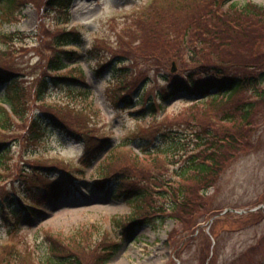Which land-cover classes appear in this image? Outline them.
<instances>
[{"label": "rangeland", "instance_id": "obj_1", "mask_svg": "<svg viewBox=\"0 0 264 264\" xmlns=\"http://www.w3.org/2000/svg\"><path fill=\"white\" fill-rule=\"evenodd\" d=\"M3 1L0 34L7 38L0 40V70L14 76L0 83V103L11 98L24 107L27 117L41 111L56 113L74 131L87 129L94 149L100 138L108 143L97 155V150H87L84 142L52 126L33 145H18L14 140L22 136L16 121L12 131L2 132L5 136L0 142H8L11 152L0 169V264H37L46 256L52 237L67 244L81 230L89 234L85 236L91 243L119 242L114 221L134 216L140 207L153 212L158 206L165 207L166 217H155L152 225L142 226L122 241L106 264H264V127L246 154L212 185H198L179 179L178 164L172 167L165 155L155 153L169 155L166 149L174 136L178 145L186 141L180 146H192L185 134L197 127L184 118H189L194 101L177 94L155 114L140 113L142 104L136 100L141 91L155 100L165 86L163 76L182 77L193 64L173 73V64L162 62L161 42L142 27V22L148 23V13L156 9L159 17L172 18L176 30L183 24L179 10L158 6L163 0H73L68 22L58 26L45 11V0H14L8 11ZM231 1L264 6V0ZM206 4L192 6L189 12L225 8L213 0ZM239 20L241 31L229 28L222 33L221 41L226 43L221 49L196 51L191 58L211 62L250 56L263 29L253 23V28L244 30L248 21L244 16ZM62 29L82 40L77 46L63 47L74 51L72 58L65 61L66 68L52 73L78 77L81 70L83 81L72 86L47 83L43 96L38 95L39 82L55 52L51 38ZM128 92L134 96V105H116L119 95ZM204 108L200 104L197 114L205 113ZM206 113L207 117L199 119L205 130L216 124V118ZM90 157L87 166L79 165ZM169 181L174 182V189L189 193L190 207L177 219L168 216L174 210L172 199H161L155 192L164 185L170 187ZM122 191L152 193L137 201L135 194L121 195ZM9 251L19 253L18 261Z\"/></svg>", "mask_w": 264, "mask_h": 264}, {"label": "trees", "instance_id": "obj_2", "mask_svg": "<svg viewBox=\"0 0 264 264\" xmlns=\"http://www.w3.org/2000/svg\"><path fill=\"white\" fill-rule=\"evenodd\" d=\"M72 1L45 0V11L51 15L54 22L60 23L58 26H64L68 22V8ZM13 2L14 0H4L2 6L8 11L12 8ZM206 2H209V0H163L158 6L170 7L173 10L177 8L180 12L183 24L176 30H174V21L171 17L167 19L162 16L159 17L157 15L159 12L156 9L155 12L152 10L148 13L151 14L148 16V23L142 22V27L144 32L146 30L152 37L161 42L158 50L163 52L162 62L164 65L175 63L176 70L174 73H177L181 66L187 67L188 63L193 64L189 66L190 68L188 67L189 69H186L187 72L185 70L184 73H181L182 77L175 76V74L163 76L165 86L159 90L155 100L149 99V95H144V91H141L142 94L138 98L136 97V101L142 104L140 113L145 114H155L157 109H162L163 105L177 94H184L191 101H194V104L190 107V110L194 109V113L189 110L187 114L189 118H184L185 123H193L197 127L189 135L185 134V138L188 142H192V146H180L184 145L186 141L184 144L178 145L173 141L177 140L176 136H174L173 140L171 139L170 141L171 145L166 149L169 155L159 151L155 153L165 155L164 159L172 167L178 164L176 174L180 177L179 179L198 185H212L229 165L246 154L250 142L257 131L264 127V6L251 2L238 5L231 0H213L214 5L220 8L225 7L224 10L220 9L218 12L206 11L203 14H195L192 10L189 12L190 7L205 5ZM206 6L212 7V5L207 4ZM171 14L172 11L170 12ZM243 16L248 22L246 27L242 29L253 28V23L260 25L263 29L262 32H258L260 41L251 50L253 58L250 55L244 57L243 59L245 60H237L231 56V58L224 57L218 61L211 62H204L203 58H199V60L191 58L196 51L198 53L204 51L205 53L211 49H221L226 43V41H221L222 33L229 28L241 29L239 17L243 18ZM145 27L147 28L145 29ZM158 35H161L159 39ZM4 38L7 37L0 34V40ZM81 40L79 35L71 30L62 29L53 35L51 42L55 46V52L46 68L50 76L44 73L41 77L37 90L38 95L43 96L42 92L47 83L64 82L68 86L82 83L83 74L81 70L77 71L78 77L52 73L66 68L65 61L72 58L74 51L64 50L62 47L67 44L77 46L81 43ZM187 55L190 56L185 60ZM12 76H14L12 73L0 70V83H4ZM129 94L131 93L120 94L116 105L123 104L126 107L134 105V96ZM8 101L12 106L14 119L8 116L3 109H0V137H2L0 140H3L5 136L2 132L14 129L11 124L16 121L17 126L22 131L21 138L17 139L16 137L14 139L18 141V145H33L43 139L47 128L52 126L69 137L71 136L77 141L84 142L87 150L95 148L91 147L87 129L78 133L69 124H63L56 116L58 114L49 111H41V114L27 117L23 110L24 107L12 103L11 98ZM200 104H204L205 107V113L202 115L197 114ZM206 112H210L209 114L216 118V124L212 128L205 130L200 128L203 123L199 119L207 117ZM195 116H198V118L196 119ZM106 143H108V139L102 140L100 138L98 140V147L94 149V151L97 150V155L107 147ZM171 151L173 154H171ZM10 152V144L8 142H0V169L7 162ZM151 153H154V151H151ZM181 158L183 159L182 162H180ZM91 159L93 157L83 161V163H79V165L81 167L87 166ZM135 159L138 160L137 157ZM169 182L170 187L164 185L159 187L158 191L155 190V192L161 199H172L171 207L174 210L168 216L177 219L182 216L181 213L183 211H187L190 207L187 197L189 193L174 189V185H172L174 182ZM100 186L103 188V183ZM110 189V191L113 190L114 192L113 188ZM99 191H102V189ZM194 192L197 193L195 189ZM127 193L133 192L122 191L121 195H126ZM151 193L141 191L133 194H135L137 201H142L144 197L151 195ZM124 198L128 200L129 197ZM132 201H134V198ZM164 208L158 206V210L152 209L153 213L147 212L143 207H140L134 216L114 221L112 225H114L115 232L119 231L121 236L119 242L110 240L108 244L101 241H92L91 243L89 237L85 236L86 234L89 236V234H84L83 230L72 235L67 244H65L64 240L60 241L58 238L52 237L46 256L37 264H105L119 250L122 241L131 238L142 226L152 225V220L155 217H166ZM163 222L162 220L161 224ZM104 240L106 241V239ZM8 253V255H15L14 258L18 261V252L9 251Z\"/></svg>", "mask_w": 264, "mask_h": 264}]
</instances>
